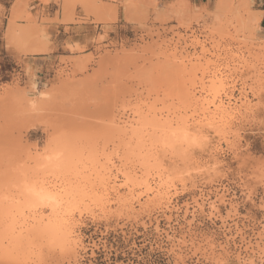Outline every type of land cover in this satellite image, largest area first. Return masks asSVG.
<instances>
[{
	"label": "rangeland",
	"instance_id": "rangeland-1",
	"mask_svg": "<svg viewBox=\"0 0 264 264\" xmlns=\"http://www.w3.org/2000/svg\"><path fill=\"white\" fill-rule=\"evenodd\" d=\"M240 1L106 26L42 73L44 29L0 21V264H264V40Z\"/></svg>",
	"mask_w": 264,
	"mask_h": 264
},
{
	"label": "crops",
	"instance_id": "crops-1",
	"mask_svg": "<svg viewBox=\"0 0 264 264\" xmlns=\"http://www.w3.org/2000/svg\"><path fill=\"white\" fill-rule=\"evenodd\" d=\"M210 2L211 0H0V21L6 28L12 18L17 25L24 26L26 21L19 18L20 11H23L24 16L30 17L32 22L44 29L49 40V51L35 53L25 61L30 72L42 73L48 71L63 55L66 44L93 48V41L103 34L106 26L113 29L111 38L125 37L133 30L132 22L140 19L146 12L168 7L171 11L180 9L188 14L191 9H199ZM130 6H134L136 12ZM254 12L260 20L256 30L257 38L264 40V0H255ZM5 47L3 44L2 48ZM37 47L40 50L44 48L39 44L36 49ZM11 54L15 57L18 55L16 50H12Z\"/></svg>",
	"mask_w": 264,
	"mask_h": 264
},
{
	"label": "bare ground",
	"instance_id": "bare-ground-1",
	"mask_svg": "<svg viewBox=\"0 0 264 264\" xmlns=\"http://www.w3.org/2000/svg\"><path fill=\"white\" fill-rule=\"evenodd\" d=\"M232 3V0H217V2H216V7L218 8V9H223L222 7H225V6H227V5H230ZM249 4H250V2H249V0H241L240 1V6L241 7H243V8H247L248 6H249ZM234 6V5H233ZM131 7V6H130ZM133 7V8H132ZM131 8L136 12V9H134V6H132ZM128 9H130V8H128ZM134 12V13H135ZM251 18H250V21H251V23H252V25L250 24V26H253V27H255V25H253V23H256V25L258 26L259 25V23H260V20H259V17H258V14L257 13H255V12H253L252 13V16H250ZM12 26V25H11ZM36 28H38V27H36ZM12 29H14V28H11V32H10V34L13 36L14 35V33H15V30H12ZM21 30L23 29V28H20ZM19 31L20 32V30L19 29H16V31ZM24 30L25 31H23L24 33H25V35H24V33H23V35L24 36H26V34H29V35H27V37L28 36H30L31 34L32 35H35L36 33H38L37 32V30L34 28V27H28L27 29L26 28H24ZM42 31V30H41ZM22 33V32H21ZM10 34H8V35H10ZM39 35V34H38ZM37 35V36H38ZM21 36V35H20ZM37 36H35V38H37ZM40 37L39 38H37V39H39V41H38V43H41L40 45L41 46H44V48L42 47H40L41 48V50L37 47V49H35L34 50V53H38V52H43V53H45V52H47V51H49V48H50V46H49V48H48V45H47V42L49 41L48 40V38L46 37V35L44 34V35H39ZM9 38H11V36H8ZM31 37V36H30ZM13 38V37H12ZM18 38V37H17ZM16 38V39H17ZM32 38V37H31ZM34 38V39H35ZM14 39H15V37H14ZM23 39V38H22ZM37 39H35V40H37ZM44 40V41H42V40ZM11 40V39H10ZM40 40L42 41V42H40ZM12 41V40H11ZM44 42V43H43ZM42 43H43V45H42ZM50 43V42H49ZM48 43V44H49ZM47 46V47H46ZM32 53V52H31ZM134 53H136V52H134ZM129 54H131V53H129ZM143 55H141V57H142ZM117 57H119V56H117ZM125 57H127V58H131V59H133L132 61H134L135 59H137V57H135L134 56V58H132L131 56L130 57H128V56H124V58ZM138 57H140L139 55H138ZM115 58H116V56H115ZM109 58L107 57V60H108ZM123 59V58H122ZM111 60V59H110ZM121 60V59H120ZM105 61V60H104ZM114 61H117V60H115L114 59ZM137 61V60H136ZM121 62V61H120ZM123 62V61H122ZM127 62H125V64H126ZM117 64H118V62H117ZM119 64H121V63H119ZM124 64V63H123ZM123 64H121V65H123ZM145 64V63H144ZM109 65H112V64H109ZM114 65H116V64H114ZM113 67V66H112ZM115 67V66H114ZM136 67V66H135ZM145 67V66H144ZM118 68V67H117ZM122 68V67H121ZM142 68V67H141ZM143 69V68H142ZM128 70V69H127ZM137 70V69H136ZM125 72V71H124ZM127 72V71H126ZM94 76V75H93ZM123 77V76H122ZM92 78V77H91ZM116 78V77H115ZM123 79V78H122ZM66 84V83H65ZM109 84H111V83H109ZM120 84V83H119ZM87 85V84H86ZM68 88V87H67ZM57 89V88H56ZM108 89V88H107ZM77 91V90H76ZM66 93V92H65ZM64 93V94H65ZM72 93V92H71ZM80 93H81V91H80ZM107 93V92H106ZM194 93V92H193ZM186 94V93H185ZM190 95V92L188 93L187 92V95ZM79 95V94H78ZM95 95V94H94ZM103 95V94H102ZM194 95L196 96V94L194 93ZM97 96V95H96ZM195 96H193V99H194V104H195V102L197 101V103H199L198 101L201 99H197ZM115 97V96H114ZM189 97V96H188ZM196 99H195V98ZM27 98H28V96H27ZM46 98V97H45ZM81 98H83V97H81ZM96 98V97H95ZM189 98H191V97H189ZM26 99V98H25ZM34 99V98H33ZM69 99V98H68ZM97 99V98H96ZM192 99V98H191ZM27 100H32V99H27ZM80 100V99H79ZM104 100H106V99H104ZM196 100V101H195ZM85 101V100H84ZM99 101V100H98ZM107 101V100H106ZM201 101V100H200ZM203 102H205L204 100H202ZM216 101V100H215ZM222 101V100H221ZM34 102V101H33ZM71 102V101H70ZM75 102V101H74ZM73 102V103H74ZM208 102V101H207ZM207 102H205V103H207ZM31 103H32V101H31ZM100 103V102H99ZM210 103H211V101H210ZM209 102H208V104H210ZM59 104H61V103H59ZM88 104V103H87ZM108 104H109V101H108ZM202 104V103H201ZM213 105L215 104V103H212ZM230 104V103H229ZM228 104V105H229ZM64 105V104H63ZM75 105V104H74ZM99 105V104H98ZM104 105V104H103ZM198 105V104H197ZM206 105V104H205ZM200 106V105H199ZM202 106V105H201ZM200 106V107H201ZM57 107V106H56ZM59 107V106H58ZM57 107V108H58ZM72 107V106H71ZM105 107V106H104ZM107 107V106H106ZM109 107V106H108ZM204 107V104H203V106H202V108ZM97 109V108H96ZM217 111L218 110H220V111H225V110H227V108H225L224 106H223V103H220L219 105H217ZM90 110V109H89ZM106 110V109H105ZM98 111V110H97ZM212 111V110H211ZM216 111V112H217ZM228 111V110H227ZM203 112H204V108H203ZM205 112H207L206 110H205ZM229 112V111H228ZM235 112V111H234ZM74 113V112H73ZM100 113V112H99ZM230 113V112H229ZM88 114V113H87ZM203 114H205V113H203ZM209 115H210V113H208ZM78 115V114H77ZM206 115V114H205ZM224 115H225V113H224ZM233 115V114H232ZM72 116V115H71ZM204 116V115H203ZM208 116V115H207ZM214 117V116H213ZM201 118V117H200ZM203 118V117H202ZM205 118V117H204ZM206 118H208V117H206ZM212 118V117H211ZM217 118V117H216ZM219 118H220V116H219ZM221 118H223V116L221 117ZM201 120V119H200ZM203 120V119H202ZM211 120V119H210ZM221 119H219V121H220ZM227 120V119H226ZM204 121H206V119H204ZM207 121H209V120H207ZM215 120H213V122H214ZM222 121V120H221ZM210 122V121H209ZM209 122H207V123H209ZM203 123V122H202ZM215 123V122H214ZM204 124H205V122H204ZM211 124V123H210ZM213 124V123H212ZM221 124H223V123H221ZM29 125V124H28ZM214 126V125H213ZM184 127V126H183ZM183 129V128H182ZM185 132V131H184ZM175 133V132H174ZM186 133V132H185ZM166 134V133H165ZM171 134V133H170ZM187 134V133H186ZM184 135V134H183ZM166 136V135H165ZM172 135H170V137H171ZM179 136V135H178ZM186 136V135H185Z\"/></svg>",
	"mask_w": 264,
	"mask_h": 264
}]
</instances>
